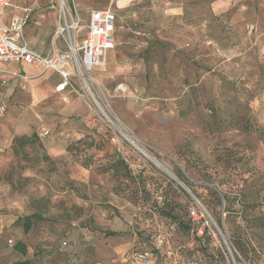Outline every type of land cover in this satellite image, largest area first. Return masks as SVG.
I'll list each match as a JSON object with an SVG mask.
<instances>
[{"label": "rangeland", "instance_id": "374dc122", "mask_svg": "<svg viewBox=\"0 0 264 264\" xmlns=\"http://www.w3.org/2000/svg\"><path fill=\"white\" fill-rule=\"evenodd\" d=\"M19 1L52 18L53 38L57 0ZM73 2L84 23L116 10V46L84 74L109 118L73 70L80 111L62 125L43 116L28 145L0 149V261L245 264L222 193L264 214V0ZM32 213L25 234L16 220Z\"/></svg>", "mask_w": 264, "mask_h": 264}, {"label": "crops", "instance_id": "0c3cea01", "mask_svg": "<svg viewBox=\"0 0 264 264\" xmlns=\"http://www.w3.org/2000/svg\"><path fill=\"white\" fill-rule=\"evenodd\" d=\"M25 5L28 6L25 1L13 0L9 10L7 9L8 12L6 10V22L4 23L8 25L9 18L13 15H19ZM28 7L31 8V14L23 33L28 46L37 53L44 55L49 54L52 46L61 48V40L52 38L53 30L51 28L54 26L51 21L52 18L48 16L43 22L40 20L43 18V13L35 11L34 7ZM192 30L195 43L201 39L200 33L210 35L208 26L204 22L201 27L196 28L195 26ZM48 41L50 42L48 43ZM47 43L50 44L49 47L51 48L46 50ZM9 72H15L20 77L10 75ZM61 80V76L52 70H44L27 63L0 61V102L2 108L6 109L4 111L0 108V149L10 147L16 138L28 139L32 133H38L37 127H40L43 116H52V124L62 125L66 123L72 112L80 111L79 101L75 97L72 98L68 91L70 87L62 92L56 91ZM64 95H66L64 98L70 103H63L61 98ZM57 153L58 151L53 149L49 155L55 156ZM52 260L50 259L48 264H63L60 258L56 263Z\"/></svg>", "mask_w": 264, "mask_h": 264}, {"label": "built area", "instance_id": "2783aa9c", "mask_svg": "<svg viewBox=\"0 0 264 264\" xmlns=\"http://www.w3.org/2000/svg\"><path fill=\"white\" fill-rule=\"evenodd\" d=\"M13 0H0V61L1 62H21L31 64L44 70H52L61 76V82L56 87L57 92L64 91L71 87L70 78L76 71L80 77L85 73H90L99 67L104 66L108 54L114 50L116 37L114 33L117 29L116 10L111 7L102 10H93L87 16V23L82 21L77 11V6L73 0L65 4L64 0H57L58 22L54 32V39H62L63 46L67 51L54 48L48 55L37 53L31 49L24 39V28L27 24L31 8L25 5L19 15H13L7 22L2 23L6 10L9 9ZM139 0H117L116 9H121L127 5H132ZM85 30L84 36L78 43L77 33ZM14 76H19L11 72ZM10 73V74H11ZM20 77V76H19ZM48 134L43 130L42 136ZM202 230L199 231L201 234Z\"/></svg>", "mask_w": 264, "mask_h": 264}, {"label": "trees", "instance_id": "16d2710c", "mask_svg": "<svg viewBox=\"0 0 264 264\" xmlns=\"http://www.w3.org/2000/svg\"><path fill=\"white\" fill-rule=\"evenodd\" d=\"M260 140L264 146V128L260 129ZM31 140L28 138H16L13 144L16 147H23L28 145ZM210 192L214 193L211 189ZM239 195L243 193L240 192ZM222 199L226 203L223 212L227 219L236 222V235L233 239V247L237 250L240 257L244 260L245 264H264V214H254L255 205H247L243 200H239L242 204L241 208L236 207V196H230L227 193H222ZM217 204L221 206V201L217 197ZM37 220H41V216L37 213H32L30 216L18 219L17 225L23 229L25 234H28L34 227V223ZM217 222L220 225L221 219L217 218ZM16 249L21 254H25V244L17 243ZM0 264H37L34 259H18L14 262L4 263L0 261Z\"/></svg>", "mask_w": 264, "mask_h": 264}, {"label": "bare ground", "instance_id": "6f19581e", "mask_svg": "<svg viewBox=\"0 0 264 264\" xmlns=\"http://www.w3.org/2000/svg\"><path fill=\"white\" fill-rule=\"evenodd\" d=\"M101 69V68H100ZM89 78V77H88ZM80 79H81V82L84 84V88L86 89V92L89 94L90 93V97L92 96V98H93V101H95L96 102V105L99 107V109L101 110V112H102V114H104V115H106L107 116V118H109L108 116H109V114L107 113V109H106V106H107V104H106V102H103L102 100H101V98H100V100H98L96 97H95V95H93V93L94 94H96L95 93V91H92L91 89H92V87H91V83H89L88 82V79L84 76V77H80ZM90 79V78H89ZM94 83V82H93ZM95 86V85H94ZM123 89L126 91L127 90V88L126 87H123ZM101 91V90H100ZM92 92V93H91Z\"/></svg>", "mask_w": 264, "mask_h": 264}]
</instances>
